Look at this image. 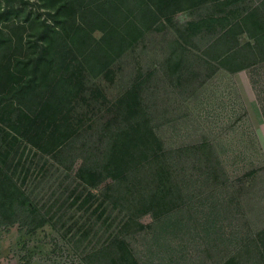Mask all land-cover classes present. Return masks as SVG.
<instances>
[{
	"label": "rangeland",
	"instance_id": "rangeland-1",
	"mask_svg": "<svg viewBox=\"0 0 264 264\" xmlns=\"http://www.w3.org/2000/svg\"><path fill=\"white\" fill-rule=\"evenodd\" d=\"M57 1L0 0V63L18 57L17 76L30 77L36 63L40 76H50V86L22 106L38 110L31 127L60 124L72 134L63 152L42 150V142L14 133L15 117L0 121L3 168L42 214L54 202L57 209L43 226L0 227V264H87L80 240L105 220L106 236L126 238L129 264H224L234 257L263 264L258 253L240 252L264 229V39L258 45L248 35L259 32L257 22L264 26V15L242 16L261 3L147 0L150 29L95 74L69 44ZM114 9H94L76 26H100L96 15ZM16 21L22 25L13 26ZM237 24L248 33L240 34ZM222 28L223 41L232 44L237 36L244 46L223 66L218 48L198 42ZM87 33L93 45L102 37L100 30ZM182 33L190 38L188 51L172 58ZM110 141L111 157L98 175L83 170L104 160ZM209 162L218 172L208 178L199 167ZM137 190L147 208L137 202Z\"/></svg>",
	"mask_w": 264,
	"mask_h": 264
},
{
	"label": "trees",
	"instance_id": "trees-1",
	"mask_svg": "<svg viewBox=\"0 0 264 264\" xmlns=\"http://www.w3.org/2000/svg\"><path fill=\"white\" fill-rule=\"evenodd\" d=\"M58 1L59 6L57 12H60L58 15L60 16V20H58V22L62 25L67 38H69V44L75 49V51L79 52V55L84 59L90 70L93 71L94 67L97 68V71H94L95 74L106 71L110 65V59L112 60L113 57L126 53L133 46V44L150 29L151 26L149 23L150 21H148L149 17L146 13V10L151 8V3L147 0ZM196 1H198L199 4H212L215 3V1L222 2L224 0ZM251 1H259L261 4H258V7L255 6L246 10L242 16L248 18L249 16L255 17L258 15H264V0ZM198 3H196V5ZM107 4L115 9L110 14H103L102 16L96 15V18L100 21V26H91L89 21L84 22L82 26L79 24L76 26V20L84 19V17L87 16L92 17L90 13L94 12V9L107 7ZM120 8H124V10H119ZM128 10L130 12H128ZM14 23L15 24H13V26L22 25L21 23H17V21ZM69 23L72 24L69 25ZM235 26L240 28V34L244 32L248 33L243 30L241 24H237ZM87 27H89V30L95 29L102 32V37L94 45L88 43V39L85 38L86 34H88ZM224 28L216 32L211 31L207 34L203 33L201 35V41L198 40L199 43L203 42L205 45H208V48L211 50L218 48L219 54L215 57L218 61H222L221 66H223V62L226 59L235 55L239 49L244 47L240 44V40L237 36L233 40L232 44L227 41H223V38L226 36L225 31H223ZM257 28L259 29V32L255 34L248 33V35L250 39L254 40L255 43L259 45L264 39V26H261L257 22ZM55 29V26H49L47 31L56 33ZM187 36L188 35L182 33L179 35V39L175 40V47L171 56L172 58L176 55H185L184 53L188 51L183 47H186L188 41H190V38ZM49 39V44L42 52V58L43 54L49 51L50 47L48 46L51 45V42L56 40L53 35ZM89 39L91 41L95 40L92 35ZM9 42H12L11 39H9ZM80 42H82V46H80ZM246 46L250 47L251 44L248 42ZM19 59L20 58L17 57L14 62L0 63V121H12L13 117H15L14 124L17 123L19 128L15 129L12 126H10V128H12L18 137H33V139L43 143V145L40 144L39 146L42 150L46 148H53L57 152L61 153L72 144V134L66 130H61L62 126L60 124L51 126L49 124L45 126L41 124L36 127H31L32 125L30 124H32V121L35 120L34 115L38 110L27 111L22 107L23 104L30 102L34 95H36V92L41 90V88H48L50 86L48 83L50 76L47 78L45 76H40V70L37 67V63L35 66H32V74L30 77L23 78L22 76H17V70L20 68L19 64L21 63ZM90 61H92L93 65L89 64ZM31 63L32 61L30 63L27 62L25 65ZM254 64L255 62H252V65ZM247 66L249 65L240 66L230 71H237ZM39 101L40 103L43 101L42 94L39 95ZM40 111L42 114L44 113V110L40 109ZM14 112H16V114ZM47 113L48 117H46V119L52 120L54 118L52 113L50 111H47ZM21 128L25 129V132H21ZM105 129L112 130L109 126ZM105 133L110 132L105 130ZM112 148L113 143L110 141L109 145L106 146L104 156H102L104 160L97 157V160L94 161L95 166L84 165L82 166V169H86L87 172L90 171L89 173H93V175H98L102 162H106L111 157ZM199 169H204L202 175L206 174L208 178L214 176V173L218 172L217 168L210 162L209 164H202ZM85 183H87V185H92L89 184V182ZM136 188L139 187H134V190ZM166 188L170 189L169 186ZM140 189L143 188L140 186L139 191H141ZM139 191L137 192V202L140 203L142 207L147 208L149 201H145L144 197H146V195ZM53 209L57 210L55 202L47 207L45 214H42L38 207L32 203L26 192L13 181V178L9 176L0 162V227L11 225L13 223H19L22 226L26 225L31 228L43 226L47 223L46 215L52 212ZM99 224L100 225L97 226L96 223H92L86 230L84 237L80 240L81 243H85L83 253L86 257L87 264H129L127 261L128 259L125 256L128 248L126 238L121 236L119 233L113 237L106 236L111 228L110 225L106 226V220L104 221V224ZM96 226L97 228H95ZM95 229V234L99 233V231L103 232V234L98 238L91 236V233ZM241 251H245L246 254H249L252 251L258 253L264 264V229L258 231L254 235H251L246 242L245 247L240 249V252ZM240 255L244 254L240 253ZM235 261L236 257H234L232 261L225 262L224 264H242L240 260L237 262Z\"/></svg>",
	"mask_w": 264,
	"mask_h": 264
}]
</instances>
